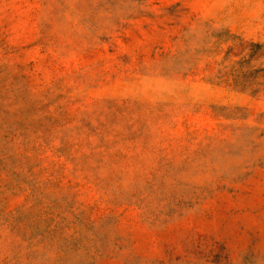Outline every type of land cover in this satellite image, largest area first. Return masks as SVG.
<instances>
[{"label": "rangeland", "instance_id": "1", "mask_svg": "<svg viewBox=\"0 0 264 264\" xmlns=\"http://www.w3.org/2000/svg\"><path fill=\"white\" fill-rule=\"evenodd\" d=\"M0 264H264V0H0Z\"/></svg>", "mask_w": 264, "mask_h": 264}]
</instances>
